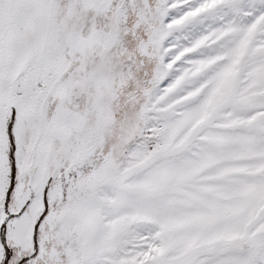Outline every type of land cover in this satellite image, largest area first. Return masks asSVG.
<instances>
[{"label":"snow or ice","instance_id":"1","mask_svg":"<svg viewBox=\"0 0 264 264\" xmlns=\"http://www.w3.org/2000/svg\"><path fill=\"white\" fill-rule=\"evenodd\" d=\"M0 264H264V0H0Z\"/></svg>","mask_w":264,"mask_h":264}]
</instances>
